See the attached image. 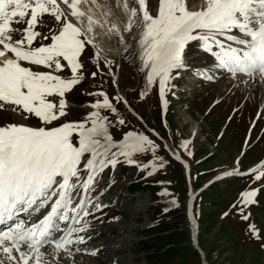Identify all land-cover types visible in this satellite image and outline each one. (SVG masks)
<instances>
[{
  "label": "snow or ice",
  "instance_id": "obj_1",
  "mask_svg": "<svg viewBox=\"0 0 264 264\" xmlns=\"http://www.w3.org/2000/svg\"><path fill=\"white\" fill-rule=\"evenodd\" d=\"M99 37L118 39L125 58L143 73L139 98L158 85L164 107L172 81L188 67L184 57L192 43L212 61L195 76L211 82L219 75L236 85L251 86L257 77L264 82V0H206L202 9L191 8L190 0H0V112L37 121L0 125V264H78V255L98 256L102 246L87 247L91 235H81L89 229L84 217L93 215L86 194L121 158L150 169L149 176L170 163L156 155L160 146L143 132L114 138L111 129L127 123L117 105L134 110L125 95L105 91L104 80L81 93L93 97L92 110L69 119L68 96L88 79L82 57L89 47L96 66L91 79L107 69L104 74L119 88V64L104 58L101 66ZM176 147L187 151L188 142ZM145 153L152 160L138 164L133 157ZM241 174L264 180V161L247 173H223ZM258 191H243L233 205L242 220L249 219L246 209ZM170 203L178 206L175 199ZM93 207L100 211L104 205ZM249 234L264 239L254 225Z\"/></svg>",
  "mask_w": 264,
  "mask_h": 264
},
{
  "label": "rangeland",
  "instance_id": "obj_2",
  "mask_svg": "<svg viewBox=\"0 0 264 264\" xmlns=\"http://www.w3.org/2000/svg\"><path fill=\"white\" fill-rule=\"evenodd\" d=\"M151 2L155 4L156 0ZM203 5L206 7L205 0L204 4L203 0H190V7L193 9ZM98 39L103 46L101 66H103L104 58L113 60L114 65L119 64V68L115 69V75L119 80L118 92L126 96L132 109L142 118V123L136 119L134 121L133 116L136 113L129 111L125 106L117 105L119 114L126 119L127 123L126 126L111 129L114 138L121 139L129 130L145 132L160 146L156 152L157 156L170 161L168 155H172L171 152L163 149L164 145H168L172 151L181 156L180 161L185 166L170 161L166 168L159 169L149 176L147 171L150 169L132 174L133 169L140 170L137 164L124 162L126 166L129 165L128 174L124 180L121 179L118 165L112 169L111 175L106 172L107 169L104 171L100 182L86 194L91 201L94 200L96 204L102 202L104 205L100 211H94L93 215L86 217L89 223L88 232L98 234L93 238V244L104 241V238L118 244L110 246L107 261H103L100 255L95 264H113V261L119 264L123 257L129 261V264H264V239L257 240L249 234V226L254 225L259 235L264 237V180L255 181L252 177H246L247 179L242 181L225 178L219 182L220 175H218L223 172L237 171L239 165H243L242 171L247 173L253 165L258 166L262 159L264 134L260 143L253 144V139L249 140L253 134L261 130L264 116L260 115L254 131L252 129L249 133L248 126L251 119L252 121L255 119L258 109L260 113H264V82L257 78L251 86L246 83L236 85L233 79L221 78L219 75L211 82L203 80L194 73L210 67L211 57L198 47V51L195 52L188 50L185 61L191 63V67H187V71L182 70L181 75L172 81L175 85L172 89V93H175L171 98L172 112L169 114V121L166 118L161 120L159 113L156 115L155 111L154 89L159 94L158 85L150 90L149 95L141 103L139 93L145 88L143 73L137 72L136 66L130 59L125 58L128 54L123 52L117 38L99 37ZM90 51L93 52L91 47L82 57L88 70V79L68 96L69 104L72 106L69 119H81L92 110L89 105L93 97L81 93L85 89L95 91L96 85L101 80L106 81L103 84L104 90L110 95L115 94L111 77L104 74L107 69L99 74L95 81L91 79L90 73L96 71V66L94 64L92 67L89 63L88 52ZM241 79L245 78L241 77ZM136 85L137 91L132 92ZM185 86L189 87V92L184 91L182 94ZM167 94L169 96V92ZM82 96L88 97L87 100L82 101ZM178 98H180L179 102ZM214 102L216 105H213ZM241 105L242 108L237 109ZM207 110L208 113H206ZM231 112L236 115V118L230 123L227 120L226 123ZM7 123L36 124L21 121L12 112H0V125ZM225 123L226 128L221 139L217 141L219 131ZM149 130L159 133L161 141ZM183 141L188 142L187 151L176 147ZM249 144L253 145L241 155L243 146L245 149ZM161 149L164 151L161 152ZM189 152L191 155L188 154ZM206 154L211 156L201 162L200 158ZM133 158L138 164H145L152 160V154H136ZM156 163L159 164L160 161ZM212 167L221 168L207 176L196 178L195 173ZM211 180L218 182L211 186L212 189L204 191L201 195L199 193L195 202L198 213L195 215L197 218L196 244L193 246L185 218L186 193L188 191L193 193L195 189ZM131 181L132 189L139 190L138 192L129 193L127 187ZM140 189L148 191H140ZM249 189H259V191L256 203L246 209L249 219L242 220L240 213L233 208V205L238 204L240 194ZM165 190L169 193L168 196L161 195ZM155 193L161 198L162 212H165L166 208L170 210L169 208L173 207L177 208V211L171 215L168 214V221H164L165 224L162 223L160 228L145 231L151 225L153 211L150 208L152 202L149 200L152 195L155 196ZM180 195L181 200L178 202ZM160 198L153 197V209H159ZM105 199L112 200L107 202ZM173 199L177 201L178 206L170 203ZM125 205L130 206L129 212L122 207ZM226 212L229 213L227 216L224 215ZM122 221L126 222L129 232L124 233L123 230L115 228L109 236L104 233ZM160 231L165 232L158 235L156 232ZM143 240L146 243H143ZM115 250L116 253L112 254ZM109 260L113 261L108 262Z\"/></svg>",
  "mask_w": 264,
  "mask_h": 264
},
{
  "label": "bare ground",
  "instance_id": "obj_3",
  "mask_svg": "<svg viewBox=\"0 0 264 264\" xmlns=\"http://www.w3.org/2000/svg\"><path fill=\"white\" fill-rule=\"evenodd\" d=\"M205 4H206V0H205ZM204 7H205V5H204ZM76 201H74V203H75ZM122 207H124L125 209H126V212H129L130 211V206L129 205H125V206H122ZM64 225H62V227H63ZM114 228H119V229H121V230H123L124 231V233L125 232H129V227L127 228V226H126V222L125 221H122L121 223H119L117 226H114ZM112 229L113 228H110V229H108L106 232H104L106 235H109V233H111V231H112ZM121 232V231H120ZM81 235H85V236H87V235H91V239L90 240H88L87 241V247H93V246H96V247H100V246H102V247H100V252H99V254H98V256H96V257H91L90 255H87V254H83V255H78L77 256V261H78V264H95L96 263V261H97V259H98V257L101 255V257L100 258H102V260L103 261H107V259H109V257L107 256V252L110 250V246L111 245H116V244H118V243H113L112 242V240L110 241V240H108L107 238H104V241H102V242H100V243H98V244H93L91 241H92V239H93V237H96L98 234H97V232H93V233H85V234H82L81 233ZM123 243V242H122ZM121 244V243H120ZM119 244V245H120ZM80 247H85L84 245H81ZM116 247V246H115ZM116 250H117V247H116ZM116 250L112 253V254H114V253H116ZM113 260H109L108 262H112ZM119 264H129V261L125 258V257H123L122 258V260H121V262H119Z\"/></svg>",
  "mask_w": 264,
  "mask_h": 264
},
{
  "label": "trees",
  "instance_id": "obj_4",
  "mask_svg": "<svg viewBox=\"0 0 264 264\" xmlns=\"http://www.w3.org/2000/svg\"><path fill=\"white\" fill-rule=\"evenodd\" d=\"M89 56H90V53H89ZM88 56V57H89ZM83 99H85V98H82V101H83ZM140 101H141V103H143V101L140 99ZM157 108V107H156ZM155 111H156V115H157V109H155ZM169 118H170V116L168 115V118H167V121H169ZM206 156H207V154L206 155H204V156H202L201 158H200V160H201V162H204V161H206V159L208 158H206ZM217 168L216 167H212V168H210V169H207V170H201V171H198L197 173H195L197 176H196V178H198V177H204V176H207L209 173H211V172H213L214 170H216ZM194 185H196L195 183H194ZM202 194V193H201ZM200 194V195H201ZM179 198L181 199V195L179 196ZM197 201V200H196ZM145 248H147L146 247V245H145Z\"/></svg>",
  "mask_w": 264,
  "mask_h": 264
}]
</instances>
